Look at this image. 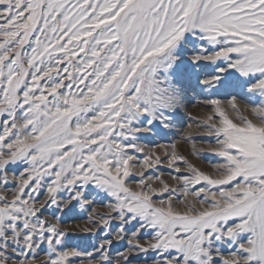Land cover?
Segmentation results:
<instances>
[{"label": "snow or ice", "instance_id": "1", "mask_svg": "<svg viewBox=\"0 0 264 264\" xmlns=\"http://www.w3.org/2000/svg\"><path fill=\"white\" fill-rule=\"evenodd\" d=\"M0 264H264V0H0Z\"/></svg>", "mask_w": 264, "mask_h": 264}, {"label": "rangeland", "instance_id": "2", "mask_svg": "<svg viewBox=\"0 0 264 264\" xmlns=\"http://www.w3.org/2000/svg\"><path fill=\"white\" fill-rule=\"evenodd\" d=\"M209 99V97L197 95L195 93H191L189 100L185 103L184 107L182 108L183 119L178 122L170 131L160 135V136H154L150 137L149 140L151 143H149V146L151 147L152 143L159 144V145H170L173 141L177 144V150L181 152L182 154L188 156V158L197 165L205 168L210 169L211 162H217L218 158L211 156V155H201V156H195L192 155V142L186 140L184 137L186 133L189 131L188 125L191 124L192 128L191 131L193 132V140L197 146V148L200 149H206L208 147V144L214 143V139L207 137L203 133L205 130L203 128H197V119L203 120L206 118V114L211 112V107L206 106L205 101ZM222 99H224L222 97ZM166 143V144H165ZM156 153L161 155L162 162L159 165H154L151 169L145 170V175H151L156 176L157 174H162L161 178L163 180L168 181L170 184L175 186V182L171 180V175H174L171 171V169L167 165V161L164 159V153L160 148H155ZM181 170H184V165H180ZM166 195V194H165ZM107 201L104 203H97L94 205L96 210L98 212H108L109 209L106 207ZM87 211H91V209H87ZM76 223H79L81 225H84L87 223L86 215L79 216L76 220ZM91 239V237H89ZM118 248H123L124 245H117Z\"/></svg>", "mask_w": 264, "mask_h": 264}, {"label": "bare ground", "instance_id": "3", "mask_svg": "<svg viewBox=\"0 0 264 264\" xmlns=\"http://www.w3.org/2000/svg\"><path fill=\"white\" fill-rule=\"evenodd\" d=\"M166 144V143H165ZM192 151V150H191ZM196 164V163H195Z\"/></svg>", "mask_w": 264, "mask_h": 264}]
</instances>
